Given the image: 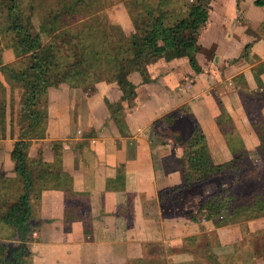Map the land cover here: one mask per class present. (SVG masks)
Here are the masks:
<instances>
[{
	"label": "crops",
	"instance_id": "0c3cea01",
	"mask_svg": "<svg viewBox=\"0 0 264 264\" xmlns=\"http://www.w3.org/2000/svg\"><path fill=\"white\" fill-rule=\"evenodd\" d=\"M212 6L199 35L200 46L215 49L211 60L221 64L235 59L249 42L253 46L246 57L263 63L261 43L250 40L239 20V1L214 0ZM242 56L236 59H240L238 63L243 64ZM197 58L203 73L206 67ZM179 62L161 63L160 72L159 68L153 72L161 73V80L140 88V106L125 111L121 125L106 102L107 98L117 102L122 97L115 82H100L92 93L80 86L65 87L58 95L51 105L46 137L31 138L28 155L32 165L42 152L48 160L51 143L62 141L61 171L67 180L62 184L53 178L56 184L47 187L35 180L32 203L41 222L30 243V264H175L171 250L177 241L202 233V227H215L222 236L232 230V226L220 227L211 219L197 222L188 217H167L163 211L159 192L185 179L184 169L175 165L184 157L185 146L171 144L173 137L184 133L178 127L183 117L180 112L192 99L187 92L192 90L193 98H198V91L204 87L200 82L194 86L184 81L196 71ZM203 89L207 92V87ZM227 107L226 94L222 93V108ZM194 108L197 111L198 106ZM208 111L209 104L201 113L197 111L200 119L214 116ZM170 114L175 116L173 124L164 119ZM18 136L7 115L6 125L0 128V216L23 188L12 157ZM13 179L18 184L13 185ZM213 184L204 185L201 194L186 198L184 208L197 211L200 200L215 190ZM70 195L87 202L89 208L75 204ZM150 202H154V210H149ZM4 229L16 235L15 228L0 220V230Z\"/></svg>",
	"mask_w": 264,
	"mask_h": 264
},
{
	"label": "rangeland",
	"instance_id": "374dc122",
	"mask_svg": "<svg viewBox=\"0 0 264 264\" xmlns=\"http://www.w3.org/2000/svg\"><path fill=\"white\" fill-rule=\"evenodd\" d=\"M196 1L0 0V105L2 106L0 114L5 115L6 113L19 125V109L15 106L17 105L16 101L22 96V88L20 84L8 83L5 76L7 71L2 67L4 64H18L20 67L24 60L23 57L17 56L24 51L20 46V34H17L12 26L15 22L22 24L33 35H38L43 44L54 41L60 43L61 54H58L57 61L61 60L64 63L62 68H65V65L68 66L67 61H72L79 53L85 54L80 43L73 40L67 41L69 40L68 34L73 35L74 38L79 36L80 27L87 25L101 27L97 34L91 36L89 42L95 40V42L105 43L107 40L114 39L119 31L122 34H131L137 29L135 26L137 22L140 31H146L147 24H152L158 16L164 18L169 25L175 24L188 16L189 7ZM200 1L208 2V0ZM213 1L210 0V12L213 9ZM238 1L240 5L238 6L239 20L245 26V33L250 36L251 41L256 40L261 43L264 51V0ZM102 28H107V32L105 30L102 33ZM198 43L200 46V42ZM247 46L248 49L245 50ZM252 46L253 43L248 42L235 59L221 64L211 60L215 53L214 48L206 49L200 46L196 56L200 57V62L206 67V70L203 73L196 72L197 75L201 74L200 77L196 74H188L184 77V81H189L194 86L200 82L204 87H207V92H204V87H201L198 91L201 93L198 98H193L192 90L187 92L191 95V97H187L192 98L190 104L193 107L189 104L188 108L184 107L181 110L180 114L183 117L179 116L178 127L185 133L186 129L189 131V128L200 124L207 137L210 156L216 164L230 162L241 157L240 166L232 164L227 174L214 175L215 184L211 186H215L216 190L220 183L227 191L222 200L225 203L228 201V203L239 205L240 208L236 209L235 214H231L230 211L226 213L225 209L222 215L211 219L217 226H232V230L230 232L227 230L223 236L214 230L215 227L212 230H205L202 227V233L191 235L180 242L177 241L174 244L176 247L171 250L175 264H264V152L262 151L264 149V80L261 78L264 64H258L259 61L255 59L256 57H246L252 50ZM241 54L244 57L242 58L243 64L238 63L240 59L236 60ZM81 59L89 64L85 56H82ZM89 59L92 62L95 61L91 55H89ZM178 59H180L179 65L182 67L187 64L191 66L188 56ZM166 60L168 59L165 57L160 58L158 63L151 68L152 80L150 82L143 83L141 74L134 72L138 74L134 76L138 94L133 105L130 106L126 102V111L140 106L139 92L142 86L152 81L161 80V73L153 75V72L156 73L158 68L160 72L161 63ZM235 63H237L236 66ZM203 75L205 79H203ZM100 82L109 83L107 79H104L99 81L95 87L84 90L91 93L96 92ZM72 86L75 84H70L68 81L54 82V85L49 86L45 94L40 96L41 101L37 105L43 108L48 116L46 121L42 122L39 132L47 133L51 105L57 101L58 95L65 87L71 88ZM222 93L226 94L228 104L226 110L222 108ZM12 94L15 99L13 101L14 112L12 111ZM207 104H209L208 113L214 116L202 120L197 111L201 113V109H205ZM4 105L6 109L3 107ZM195 106H198L197 111ZM12 135L14 134L12 133ZM54 143L55 141L51 143L52 155L50 159L46 160L43 157L41 162L58 163L57 159L60 157V153L53 149ZM171 144L177 146L183 143L179 142L175 136ZM182 160L183 158L179 159V163L176 161L175 165L179 164L183 168ZM39 165L38 163L37 166ZM34 167H36V163H34ZM59 168L61 169L60 165ZM12 181H14L13 185L18 184L14 179L11 180V183ZM198 187H200L199 181L194 188ZM231 191L232 193H230ZM178 196L179 193H174V195L170 194L165 197V205L163 203L162 205L167 217H186L183 215L187 210L184 208L186 198ZM70 197L75 204L79 203L82 205L81 207L89 208L88 203L84 201L81 203L76 195H70ZM150 203L149 210H154V202ZM82 211L84 212L85 209ZM12 235L14 234L10 235L5 229L0 230L2 239L7 240L9 237H13ZM6 254L7 247L0 240V258L3 259Z\"/></svg>",
	"mask_w": 264,
	"mask_h": 264
},
{
	"label": "trees",
	"instance_id": "16d2710c",
	"mask_svg": "<svg viewBox=\"0 0 264 264\" xmlns=\"http://www.w3.org/2000/svg\"><path fill=\"white\" fill-rule=\"evenodd\" d=\"M209 17L210 0L208 2L197 0L189 7L188 16L175 24L169 25L164 18L158 16L152 24H147L146 31H140L137 22L135 25L137 29L131 34H122L119 31L114 39L107 40L105 43L95 42V40L89 42L91 36L97 34L101 27L96 28L92 25L80 27L79 36L74 38L73 35L68 34L69 40L67 41L73 40L80 43L85 54L79 53L72 60L73 62L67 61L68 66L65 65V68H62L64 63L61 60L57 61L58 54H61L60 43L54 41L43 44L38 35H33L22 24L15 22L12 26L16 33L20 34V46L24 51V53L17 56L23 57L24 60L21 62L20 67L18 64H4L2 67L7 71L5 76L8 83L20 84L22 88V96L16 101L17 105L14 104L15 108L19 109V125L13 119H10L12 128L20 137L15 144L12 157L16 162L15 170L22 178L23 188L17 199L0 216L1 221L15 228L23 239L30 236L33 238L34 230L39 227V223L32 222L33 218H37L32 203L35 180H39L36 177L41 179L40 181L44 183V187L56 184L53 182V178L58 179L61 183L67 180V177L59 168L62 162V142L55 141L53 145L55 152L60 153L57 164H50L46 161L41 162L43 159L42 152L40 158L33 161L36 163V167H34V163L33 165L30 163L28 155L31 138L45 137V131L39 132L38 130L42 122L46 121L48 113L37 104L41 101L40 96L45 94L49 86L54 85V82L68 81L70 84L89 90L104 79L115 82L122 91V97L117 102H112L107 98L106 102L112 116L121 125L127 107L126 102L130 106L133 105L138 94L137 83L134 80V76L138 74L135 73L141 74L143 83L150 82L152 80L150 70L158 63L160 58L165 57L168 60H173L185 56H188L189 62L196 72H202L203 69L197 59L196 52L200 48L198 43L200 31L206 25ZM102 29V33L105 30L107 32V28ZM89 55L95 61H90ZM82 56L86 57L89 64L81 59ZM14 100L12 94L13 112L15 110L13 108ZM3 107L6 109L5 105ZM0 109H2L1 105ZM164 119L173 124L175 116L172 114L166 115ZM158 122L160 121H156V123ZM6 123V113L5 115L0 114V128L1 126L4 127ZM201 127L200 124H196L189 128L188 132L176 136L179 142H182L185 146V155L182 160L185 179L182 184L162 189L159 192L164 205L165 197L170 194L179 193L178 197L184 199L201 194L204 185L215 182L213 180L214 175L227 174L232 164L240 166L241 157L222 164L214 163L209 153L206 134ZM186 138L187 141H185ZM262 151L264 152V149ZM38 163L39 166H37ZM51 165L52 167H50ZM119 173H121V169H119ZM121 177L124 176L119 174L118 178L121 179ZM198 181L200 187L195 189V184ZM226 192L223 186L218 183L215 191L200 200L197 211L185 210L183 215L201 222L203 219H215L222 215L225 209L226 213L230 211L231 214H235L236 209L240 206L228 203V201L225 203L222 199ZM70 205L68 204V209L72 208V205L71 207ZM12 256L13 259L9 256L7 259L6 255L3 256V259L1 257L0 264H28L31 253H29V249L22 246Z\"/></svg>",
	"mask_w": 264,
	"mask_h": 264
},
{
	"label": "water",
	"instance_id": "95a60500",
	"mask_svg": "<svg viewBox=\"0 0 264 264\" xmlns=\"http://www.w3.org/2000/svg\"><path fill=\"white\" fill-rule=\"evenodd\" d=\"M33 223H40L41 220L37 219V218H33L32 219ZM33 241L32 236H30L27 239H23L19 233L16 231V235L9 238L8 240L2 241V244L5 245L7 247V254H6V258L13 253L14 250H18L20 249L22 246H25L27 249H29V253L32 254V250L30 247V243ZM13 243H17V246L14 248L12 247Z\"/></svg>",
	"mask_w": 264,
	"mask_h": 264
},
{
	"label": "flooded vegetation",
	"instance_id": "af4514ba",
	"mask_svg": "<svg viewBox=\"0 0 264 264\" xmlns=\"http://www.w3.org/2000/svg\"><path fill=\"white\" fill-rule=\"evenodd\" d=\"M16 246H17V243H13V244H12V247H14V248H15ZM15 251H16V250H14V251H13V253H14ZM13 253H12V254H13ZM12 254H10V255H9V257H11V258L13 259V256H12ZM7 259H8V258H7Z\"/></svg>",
	"mask_w": 264,
	"mask_h": 264
}]
</instances>
